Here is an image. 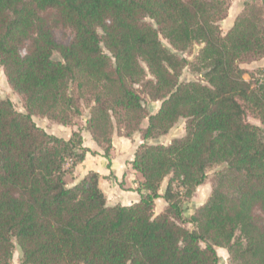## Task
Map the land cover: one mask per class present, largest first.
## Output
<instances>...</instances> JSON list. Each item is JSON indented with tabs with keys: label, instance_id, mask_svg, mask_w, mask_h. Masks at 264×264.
Returning a JSON list of instances; mask_svg holds the SVG:
<instances>
[{
	"label": "trees",
	"instance_id": "1",
	"mask_svg": "<svg viewBox=\"0 0 264 264\" xmlns=\"http://www.w3.org/2000/svg\"><path fill=\"white\" fill-rule=\"evenodd\" d=\"M228 8L224 0H0V67L26 105L21 113L0 99V264H12L14 240L20 264H219L215 248L264 264V85L245 80L240 66L264 58V3L245 1L222 34ZM59 26L73 31L67 45L54 39ZM194 42L202 78L181 81L188 62L179 53ZM136 87L160 102L156 113ZM83 95L92 102L86 129L109 169L114 126L128 139L140 134L130 164L143 181L130 206H108L96 172L68 186L67 174L96 153L81 130L66 140L32 119L68 126L82 115ZM247 110L261 126L246 121ZM181 119L183 137L151 142ZM215 166L209 201L184 218V201ZM157 199L166 205L153 216Z\"/></svg>",
	"mask_w": 264,
	"mask_h": 264
},
{
	"label": "rangeland",
	"instance_id": "2",
	"mask_svg": "<svg viewBox=\"0 0 264 264\" xmlns=\"http://www.w3.org/2000/svg\"><path fill=\"white\" fill-rule=\"evenodd\" d=\"M229 7L231 6V0H224ZM245 1H255L256 4L261 6L264 3V0H240L239 1V7H242L243 9V3ZM238 4V3H237ZM236 7V5H235ZM238 7V6H237ZM242 12V10H241ZM240 12V13H241ZM239 13V14H240ZM238 14V15H239ZM237 15V16H238ZM220 27H221V22H220ZM224 30H221V33L224 34ZM53 36L54 39L57 43L62 44V45H67L73 38V31L69 28H63V27H56L53 29ZM160 40L164 45L169 46L168 42L164 40L162 37H160ZM202 48V44L200 42H194L191 44L189 47L186 48L185 51L180 52L179 54L185 58L188 62V64L183 68L180 76L181 81H200L201 80V70L203 69L202 64L198 62V57H199V52ZM23 54L25 53L24 50L21 51ZM260 60L254 61V59L247 58L244 59L240 66L242 69L246 71V74L244 75L245 80H250L254 82V84H257V79L260 74V72L264 69V66H260ZM141 66L145 72L146 78L149 80H154L153 75L150 73L146 63L141 62ZM138 90L142 100H143V105L149 112V114H154L157 112L160 102H153L148 99V96L146 95L145 92L141 91V87H136ZM0 99H8L12 102L14 108L16 111L21 112V113H26V105H25V100L24 97L21 96L20 94L16 93L11 89L9 86L6 76L3 72L2 67H0ZM78 99V98H77ZM79 107L81 110L82 115L80 117H75L72 121V123L68 126H62L59 125L58 123H55L51 120H48L47 118L35 115L32 117L33 121L35 124L44 129L48 134H52L56 137L63 138V139H68L70 136V132L72 131H77L81 130L82 137H86L88 140L91 139L90 133L86 129V122L90 117L91 114V106L92 102L87 101V98L83 95V97H79ZM88 100H91L88 98ZM246 121L254 124V125H259L260 121L255 116L253 113L249 112L247 110L246 113ZM147 126V119L143 121L141 124V128H145ZM118 127L114 126V130L111 135V139L115 138H126L122 135L118 134ZM185 135V123L184 120L181 119L170 131L167 135L160 136L155 140H151V142H159L164 145H168L174 138H181ZM69 136V137H68ZM83 138V143L85 139ZM128 139V138H126ZM131 140L132 144L138 143V141L141 140L140 134L136 133L134 134L133 139H128ZM84 146V145H83ZM101 149V152L103 153V146H98ZM130 151V147H129ZM111 152V150H110ZM126 153H129L128 151H125ZM97 154V153H96ZM95 154V155H96ZM94 155V156H95ZM220 166H215L209 170H207V179L205 183L201 186H199L196 191L194 192L193 196L189 200H185L183 204V209H184V218L188 219L190 216H192L201 206L206 204L209 201V198L211 196L213 186L216 183V173L220 170ZM74 171V169H73ZM73 171L66 176V182L68 186L72 185V179H71V174ZM167 180H165L161 186V192L166 186ZM122 185V184H121ZM160 204H166L164 201L163 202H158L155 203V208L153 211V216H157V212L160 210L161 206ZM185 227L188 230H193L194 226L191 224H186ZM217 255L219 257V264H240L238 261H235L232 259L228 252L223 249V251H220L221 248H215ZM20 250L18 245L16 244L14 240V252H13V258H12V264H20Z\"/></svg>",
	"mask_w": 264,
	"mask_h": 264
},
{
	"label": "crops",
	"instance_id": "3",
	"mask_svg": "<svg viewBox=\"0 0 264 264\" xmlns=\"http://www.w3.org/2000/svg\"><path fill=\"white\" fill-rule=\"evenodd\" d=\"M239 1L240 0H231V6L228 8L227 16L221 22V30H224V34L231 29L237 15L242 10V7H239ZM260 63H262L260 66H264V58L260 60ZM71 133L72 131L70 135ZM84 139V147L97 154L95 156L91 153L86 154L84 161L75 167L70 176L73 180L72 185L77 183L89 172H96L100 175L98 185L106 197V204L108 206H130L136 203L139 200V194L136 192V189L143 179L140 174L132 169L130 162L133 159L134 150L140 141L136 144H132L131 140L126 138H112L109 169L107 167L109 162L102 156L103 153L101 149L92 140H88L86 137ZM120 184L122 185L120 186ZM161 193L160 191V194ZM159 201L163 202L162 199H157L155 203ZM160 205L162 206L157 214L163 211L166 204ZM220 251H223V249H220Z\"/></svg>",
	"mask_w": 264,
	"mask_h": 264
},
{
	"label": "built area",
	"instance_id": "4",
	"mask_svg": "<svg viewBox=\"0 0 264 264\" xmlns=\"http://www.w3.org/2000/svg\"><path fill=\"white\" fill-rule=\"evenodd\" d=\"M257 82L259 85H264V70L259 74Z\"/></svg>",
	"mask_w": 264,
	"mask_h": 264
}]
</instances>
